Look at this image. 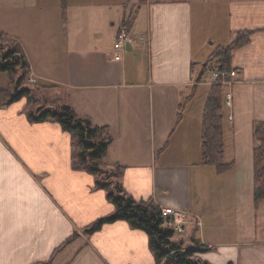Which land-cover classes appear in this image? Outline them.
<instances>
[{
    "label": "crops",
    "instance_id": "obj_1",
    "mask_svg": "<svg viewBox=\"0 0 264 264\" xmlns=\"http://www.w3.org/2000/svg\"><path fill=\"white\" fill-rule=\"evenodd\" d=\"M122 27L134 42L115 60ZM245 31L248 43L232 54L236 77L223 83V158L233 165L218 173L200 162L205 85L215 80L212 72L196 78L216 48ZM0 34L19 42L29 79L52 94L50 108L69 106L106 129L102 164L121 169L128 196L188 214L180 240L191 246L194 233V259L264 264V201H253L264 0H0ZM0 76L7 88L8 75ZM26 103L0 105V264H158L147 234L126 221L85 234L114 206L96 176L73 167L71 134L56 122H30Z\"/></svg>",
    "mask_w": 264,
    "mask_h": 264
},
{
    "label": "trees",
    "instance_id": "obj_2",
    "mask_svg": "<svg viewBox=\"0 0 264 264\" xmlns=\"http://www.w3.org/2000/svg\"><path fill=\"white\" fill-rule=\"evenodd\" d=\"M128 28L130 20L123 21ZM250 32H237L225 47L216 48L201 72L197 75L196 84L208 72H232L233 51L243 47L249 41ZM0 72L9 77V86L0 89V105H9L20 99L26 100V115L30 122L51 121L58 123L72 137V164L75 169L85 170L96 176L95 188L107 193V200L114 206L113 213L99 219L84 230L90 234L102 225L116 221H126L132 228L145 232L149 246L154 252L158 264H208L193 258V248L200 247L192 233L191 246H183L182 241L173 239L172 230L164 224L160 208L152 201L136 202L124 191L119 179L121 169L108 170L102 161L106 156L110 142L105 128L94 126L88 119L75 115L69 106L45 108L38 103L34 90L29 87V64L19 42L0 34ZM230 77L217 78L209 86L208 96L203 108L200 131L201 164L213 166L218 173L232 167L224 162L225 116L223 100V83ZM33 87H35L33 89ZM194 92V91H192ZM193 96L185 99V103ZM253 201L257 208L264 201V122L253 126Z\"/></svg>",
    "mask_w": 264,
    "mask_h": 264
},
{
    "label": "built area",
    "instance_id": "obj_3",
    "mask_svg": "<svg viewBox=\"0 0 264 264\" xmlns=\"http://www.w3.org/2000/svg\"><path fill=\"white\" fill-rule=\"evenodd\" d=\"M139 40H143V37H140ZM126 42L133 43L134 38L129 34L125 27H122L118 30L115 40H114V49L117 52L115 56V60H120V53L123 49V46ZM212 79L216 80L217 78H235L236 72L232 71L228 72H215L212 73ZM31 83H35L34 80L30 79ZM226 105L230 106V99L226 100ZM160 213L162 218L164 219V224L168 226L173 234L181 235L184 233L185 226L187 225L188 214L184 211L177 210L172 207H163L160 208Z\"/></svg>",
    "mask_w": 264,
    "mask_h": 264
},
{
    "label": "rangeland",
    "instance_id": "obj_4",
    "mask_svg": "<svg viewBox=\"0 0 264 264\" xmlns=\"http://www.w3.org/2000/svg\"><path fill=\"white\" fill-rule=\"evenodd\" d=\"M196 71L198 72V71H200V67H198L197 66V68H196ZM1 77V76H0ZM211 77V76H210ZM30 81V79L28 80V82H27V84H28V86L29 87H31V86H34V85H32L33 83H31V82H29ZM205 86H207V87H209L210 85H209V83H207ZM207 87H201V89L199 90V92H198V97L196 98V102H195V106L196 107H198L200 104H201V102L203 103V92L205 91V89L207 88ZM35 87H33V89H34ZM34 90H37L36 92L34 91V93H35V96H36V98L38 99V103H40V105L42 106V107H45V108H50L49 106H48V103H50V101H51V96H52V94L49 92V91H45V90H43L42 88H41V86H39V85H36V88L34 89ZM55 98V97H54ZM203 105V104H202ZM58 107H60V106H57V107H54V108H58ZM196 107H195V109H196ZM53 109V108H52ZM186 227V226H185ZM184 233H185V229H184ZM181 234V235H177V234H174V236H173V239L175 240V241H177V242H179V241H181L180 239H186L187 238V234ZM183 246H185V245H183Z\"/></svg>",
    "mask_w": 264,
    "mask_h": 264
}]
</instances>
